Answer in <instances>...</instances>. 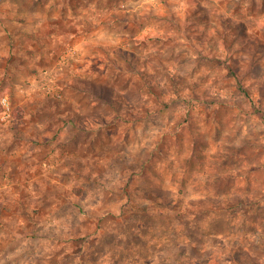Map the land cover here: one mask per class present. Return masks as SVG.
Returning a JSON list of instances; mask_svg holds the SVG:
<instances>
[{"label":"rangeland","instance_id":"1","mask_svg":"<svg viewBox=\"0 0 264 264\" xmlns=\"http://www.w3.org/2000/svg\"><path fill=\"white\" fill-rule=\"evenodd\" d=\"M0 264H264V0H0Z\"/></svg>","mask_w":264,"mask_h":264},{"label":"built area","instance_id":"2","mask_svg":"<svg viewBox=\"0 0 264 264\" xmlns=\"http://www.w3.org/2000/svg\"><path fill=\"white\" fill-rule=\"evenodd\" d=\"M0 103L4 110L3 113L8 115L10 113V105L8 103L7 97L2 98Z\"/></svg>","mask_w":264,"mask_h":264}]
</instances>
